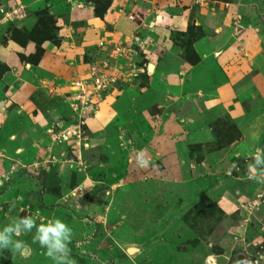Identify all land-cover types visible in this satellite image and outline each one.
<instances>
[{"label":"rangeland","instance_id":"374dc122","mask_svg":"<svg viewBox=\"0 0 264 264\" xmlns=\"http://www.w3.org/2000/svg\"><path fill=\"white\" fill-rule=\"evenodd\" d=\"M64 1L0 0V43L11 41L16 45L20 64H30V81L43 85L41 91L56 94L55 89L61 90L58 98L63 103L55 109L67 122L72 117L69 81L98 59L94 55L102 37L97 41L92 38L94 42L88 40L90 48L83 54H77L72 33L65 37L69 41H63L61 33L66 26L72 30L73 19ZM190 1L196 9H209L222 0ZM127 15L128 20L137 21L139 29L118 39L103 37L111 44L121 41L125 46L126 54L117 60L123 74H118L115 90L103 96L86 118L98 113L107 103V96L112 95L111 103H107L114 111L109 126L120 129L124 142L121 146L126 150L122 148L124 151L118 154L124 156L125 166L99 174L103 182L90 188V181L80 186L81 178L70 174V170L59 176L58 167L54 171L33 163L19 166L4 160V165L0 164V229L37 211V225L61 219L73 230L69 248L75 264H264V164L256 165L255 173L251 169L257 152L264 160V125L258 129L259 120L255 118L264 111V100H245V115L237 123L228 115L208 120L210 135L205 128L196 127L186 147H170L172 151L159 147L165 150L167 161L156 156V147L139 146L144 138L140 132L153 126L152 119H158L155 115L160 117L166 109L165 114L173 112L178 116L179 109L183 112L187 107L184 99L175 97L164 108L163 96H158V77L151 75L152 65L151 70L146 68L148 58L144 53L151 52L158 29L154 25H169L168 12L159 11L152 21L137 13L133 19ZM234 17L232 26L240 31L243 25L238 22L239 16ZM172 36L173 47L177 48L174 53L180 61H193L191 43L199 30L191 26ZM157 56L162 62L167 60L164 53ZM44 59L47 72L60 71L63 62L66 66L49 81H39V63ZM4 66L0 64V71ZM143 121L150 125L145 126ZM199 121L202 123V118ZM123 129L129 130L123 133ZM250 130L257 134L255 139H247L246 147L237 145ZM86 149L81 155L82 160L86 156L85 172L82 164L72 167L98 179L92 153L87 154ZM68 150L73 156L72 147ZM251 175L256 178L249 179ZM119 180V186L113 187ZM34 235L35 228L14 237L24 242L26 251H0V264H53L45 250L32 242Z\"/></svg>","mask_w":264,"mask_h":264},{"label":"crops","instance_id":"0c3cea01","mask_svg":"<svg viewBox=\"0 0 264 264\" xmlns=\"http://www.w3.org/2000/svg\"><path fill=\"white\" fill-rule=\"evenodd\" d=\"M188 2L187 0L64 1L67 12L73 19L70 21L72 30L69 31L71 26H66L67 29L63 30L61 35L63 41H69L65 37L72 33L77 54H83L90 48L87 44L88 40L94 42L100 37L118 39L120 35L123 36L125 33L127 35L139 29L137 21L128 20L127 14L137 13L145 19L152 20L159 11L168 12L170 24L155 23V29L157 27L158 29L151 52L144 54L148 58L146 64L153 66L151 75L158 77V86H161L158 87L160 92L158 96H163L165 106L160 105L166 108L167 103H172L175 97L177 99L181 97L187 108L183 112L179 109L181 114L178 116L173 112L165 114L166 109H164V115L161 114L159 117L157 114L155 116L158 119H152L153 126L148 121H143L145 126L151 127H146L145 132H140V136L149 141L142 138L139 144L142 145L141 147H156V156L164 161H167L168 156L165 150L159 147H167L169 151H172L170 147H186L187 138L194 134L196 127L205 128L206 134L210 135L208 120L228 115L237 123L245 115L242 109L245 100L248 103L253 100L256 102L264 100V0H222L217 2L216 9L203 6L196 9L190 0ZM235 15L239 16L238 22L243 25L240 31L232 26V19L237 18L234 17ZM191 26L199 30V36L191 43L194 59L180 61L178 55L174 53L177 48L173 47L172 35L179 31H188ZM49 46L48 49L46 48L47 51ZM17 51L18 48L11 41L0 43V64L6 66L0 71V164L4 165L5 160L9 164L16 162L19 166L22 165L20 163H33L34 166L51 168L54 171L58 167L57 175L64 176L72 169L67 160V157L71 158L69 147L63 149L51 145L47 133L49 128L62 120L60 117L62 112L55 109L56 105L63 103L62 99L60 98V101L58 98L61 90L55 89L56 94L43 92L40 89L43 85H34L29 77L30 64L25 63L23 64L25 67L22 66ZM95 53L94 58L103 56L99 49H96ZM159 53H164L167 60L160 61L157 56ZM46 61L47 59H44L39 63V81H42L41 79L49 81L66 66L63 62L60 71L50 69L53 71L50 73L47 72V66H44ZM40 74L49 78L40 77ZM115 88L116 84L111 92ZM111 96V94L107 96V103H111L113 99ZM107 103L98 113L86 120V133L90 144L86 150L87 154L92 153L93 169L97 176L104 175L108 169L116 166L122 169L119 165L126 164L124 156L118 154L123 150L122 148L126 150V146H121L124 142L121 139L120 129L109 126L114 111L112 105ZM143 117L147 116L143 115ZM200 118L202 123L199 121ZM255 118L259 120L258 129L260 126L263 127L264 111ZM238 128L243 133L242 126ZM128 130L122 131L125 133ZM245 136L237 144L240 143V147H246L245 141L255 139L257 134L250 130ZM142 151L144 152L145 149ZM147 156L148 154L145 157ZM85 158L86 156L82 167L84 172L87 167ZM77 177L81 178L80 186H87L90 181L92 186L90 188L96 183L103 182L100 176L96 179L89 173L85 176L79 173ZM120 182L119 180L112 184L113 187L119 186ZM34 188L32 187V190H35Z\"/></svg>","mask_w":264,"mask_h":264},{"label":"built area","instance_id":"2783aa9c","mask_svg":"<svg viewBox=\"0 0 264 264\" xmlns=\"http://www.w3.org/2000/svg\"><path fill=\"white\" fill-rule=\"evenodd\" d=\"M196 1L199 2V0ZM127 16L134 18L132 13ZM115 44H111L107 40L104 41L103 38L99 40V50L103 56L92 62L85 71L75 73L73 79L69 81L70 84L68 83L70 90L67 89V94L72 117L67 122L60 120L59 123L47 130L51 145L63 147V149L69 145L74 147L75 157L68 158V161L79 166L83 165L81 148L88 147L87 135L83 127L86 118L97 107L98 101H101L102 97L112 90L120 77L119 75L123 74L117 68V60L126 54L125 46L121 41ZM146 68L148 69L149 65Z\"/></svg>","mask_w":264,"mask_h":264},{"label":"clouds","instance_id":"9594fccd","mask_svg":"<svg viewBox=\"0 0 264 264\" xmlns=\"http://www.w3.org/2000/svg\"><path fill=\"white\" fill-rule=\"evenodd\" d=\"M253 160L254 164L251 165V169L255 173L257 170L255 166L264 164V160L261 159L259 152L253 156ZM255 178V175L249 176V179ZM39 217L40 213L37 211L34 215L17 218L14 223L0 229V251L9 250L14 254H22L26 247L24 242L13 238L18 237L21 233L26 234L35 228L32 242L38 243L45 250L46 256L53 261V264H75L69 248L72 241V228L63 220L56 218L37 225Z\"/></svg>","mask_w":264,"mask_h":264},{"label":"trees","instance_id":"16d2710c","mask_svg":"<svg viewBox=\"0 0 264 264\" xmlns=\"http://www.w3.org/2000/svg\"><path fill=\"white\" fill-rule=\"evenodd\" d=\"M118 80H119V79H118ZM118 80L116 81V83L118 82ZM116 83H115V84H116ZM115 84H114V86H115ZM114 86H113V87H114ZM112 89H113V88H112ZM62 120H64V119H62ZM86 120H87V119H86ZM65 121H66V120H65ZM83 127H84L85 132H87V131H86V130H87L86 123H85V125H84ZM86 135H87V133H86ZM86 142H87V144H88V147H90V144H89L88 138H87V141H86ZM67 147H71V145H69V146H67ZM88 147H83V148H82V154H83V149L88 148ZM73 148H74V147H72V151H71L72 154H73ZM70 157H73V158H74L75 155L73 154V156L71 155ZM67 160H68V159H67ZM82 161H83V163H84V160H82ZM68 162H69V161H68ZM69 164H70V166H73L75 163H71V162H69ZM74 167L77 168V166H74ZM82 167H83V166H82ZM72 168H73V167H72ZM78 168H79V167H78ZM78 168H77V169H78ZM74 169H75V168H73V169L70 170V171H71L70 174L75 175V176H78V175H79L78 170H77V169L74 170ZM76 171H77V172H76ZM75 173H76V174H75ZM81 200H83V198H81Z\"/></svg>","mask_w":264,"mask_h":264},{"label":"bare ground","instance_id":"6f19581e","mask_svg":"<svg viewBox=\"0 0 264 264\" xmlns=\"http://www.w3.org/2000/svg\"><path fill=\"white\" fill-rule=\"evenodd\" d=\"M149 69L151 70V66H149ZM134 250H135V248H134Z\"/></svg>","mask_w":264,"mask_h":264},{"label":"water","instance_id":"95a60500","mask_svg":"<svg viewBox=\"0 0 264 264\" xmlns=\"http://www.w3.org/2000/svg\"><path fill=\"white\" fill-rule=\"evenodd\" d=\"M26 251V250H25Z\"/></svg>","mask_w":264,"mask_h":264}]
</instances>
